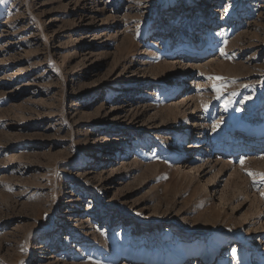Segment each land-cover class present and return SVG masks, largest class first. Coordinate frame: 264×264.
Masks as SVG:
<instances>
[{
  "label": "rangeland",
  "instance_id": "1",
  "mask_svg": "<svg viewBox=\"0 0 264 264\" xmlns=\"http://www.w3.org/2000/svg\"><path fill=\"white\" fill-rule=\"evenodd\" d=\"M244 133L264 0H0V264H264Z\"/></svg>",
  "mask_w": 264,
  "mask_h": 264
},
{
  "label": "bare ground",
  "instance_id": "2",
  "mask_svg": "<svg viewBox=\"0 0 264 264\" xmlns=\"http://www.w3.org/2000/svg\"><path fill=\"white\" fill-rule=\"evenodd\" d=\"M176 56H178L177 54H176ZM190 56V55H189ZM186 81V80H185ZM184 81V82H185ZM183 83V82H182ZM167 97V96H166ZM163 99H165V98H163ZM190 132H192L191 133V136H192V134H193V132H194V125H192V123L191 122H188V128L186 129V131H184L182 134H181V136L182 137H186L187 135H188V133H190ZM241 137H240V139L242 140V142H243V144L245 143V145H247L248 143L250 144V143H253V145H255V147H258V145H263L264 144V138L263 139H261V138H258V137H255V136H252V135H249L248 136V134H246V133H244V134H241L240 135ZM206 137H207V135H206V132L204 131V132H202V133H199L197 136H196V140L198 141V140H205L206 139ZM253 139V140H252ZM187 140H189V139H187ZM179 141H181V143L180 144H178V145H175V149L177 150V153H179L178 154V159L180 158V160L183 158V149H184V145H185V141H183V138H181ZM188 146V145H187ZM186 149V148H185ZM197 158H199V154L197 155ZM89 162H91V161H89ZM180 163H182V164H184V161H182L181 160V162ZM181 165V164H180ZM190 170L188 171V174H192V172L194 171V168H192V166H189L188 167ZM194 175H195V172H194ZM227 250V249H226ZM225 250V251H226ZM218 251V250H217ZM216 251V252H217ZM122 258H126V256L125 255H123V257ZM201 258H202V256H201ZM149 261H150V259L148 260V259H141V261H137V263L138 262H140V263H142V264H149ZM188 261V259L187 258H184V262H187ZM180 264V263H179ZM189 264V263H188ZM191 264V263H190Z\"/></svg>",
  "mask_w": 264,
  "mask_h": 264
}]
</instances>
